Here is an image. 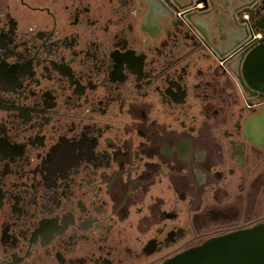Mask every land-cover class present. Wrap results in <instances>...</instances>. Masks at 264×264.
Segmentation results:
<instances>
[{
    "label": "flooded vegetation",
    "instance_id": "obj_1",
    "mask_svg": "<svg viewBox=\"0 0 264 264\" xmlns=\"http://www.w3.org/2000/svg\"><path fill=\"white\" fill-rule=\"evenodd\" d=\"M260 46L264 0H0V264H162L259 223Z\"/></svg>",
    "mask_w": 264,
    "mask_h": 264
},
{
    "label": "water",
    "instance_id": "obj_2",
    "mask_svg": "<svg viewBox=\"0 0 264 264\" xmlns=\"http://www.w3.org/2000/svg\"><path fill=\"white\" fill-rule=\"evenodd\" d=\"M239 62L242 85L258 89V81H264V46L248 47ZM262 117H254L248 126ZM162 264H264V221L208 238Z\"/></svg>",
    "mask_w": 264,
    "mask_h": 264
},
{
    "label": "rangeland",
    "instance_id": "obj_3",
    "mask_svg": "<svg viewBox=\"0 0 264 264\" xmlns=\"http://www.w3.org/2000/svg\"><path fill=\"white\" fill-rule=\"evenodd\" d=\"M254 152V151H253ZM253 152H250L248 153V155H256L257 153H253ZM260 155H263V161H262V173H263V186H262V190H261V193H260V196L258 197V200H257V212L260 213L261 215V221H264V150L262 149ZM255 167V164H254V160L252 161V166H251V169H252V172L249 176H247L246 178V184H245V191L248 192L249 191V186H250V181H252L254 178V175H255V170L254 168ZM238 176L235 177V182H234V186L229 189L230 191V196H229V199L232 200L235 195H237V193L239 192L240 189H238L239 187L237 186V183H239L238 179H237Z\"/></svg>",
    "mask_w": 264,
    "mask_h": 264
}]
</instances>
